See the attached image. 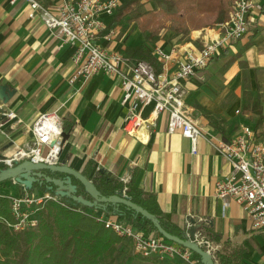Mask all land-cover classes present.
<instances>
[{"label":"crops","instance_id":"0c3cea01","mask_svg":"<svg viewBox=\"0 0 264 264\" xmlns=\"http://www.w3.org/2000/svg\"><path fill=\"white\" fill-rule=\"evenodd\" d=\"M35 1L56 12L57 0ZM256 1L261 8L253 12L247 34L186 82V104L202 132L193 152L191 141L180 131L168 132L167 114L151 125L147 141L127 135L123 125L128 108L122 102L119 79L100 73L71 84L76 70L72 61L75 45L55 38L40 11L25 0H0V85L15 92L7 104L0 102V108L3 115L9 111L17 115L5 124L0 122V129L9 131L0 143V153L13 156L34 140L31 126L36 118L57 112L69 135L58 165L65 162L91 181L97 172L105 173L120 180L127 195L132 188L153 195L177 229L187 236L188 229H194L197 237L220 249L217 264L223 260L226 264H264V229L254 230L240 204L215 194L216 180L226 178L232 170L216 145L244 128L264 132V0ZM143 6L155 9L149 1ZM112 18L104 16L107 25ZM114 27L120 31L121 26ZM217 31L214 25L191 29L188 40L172 43L163 38L156 44L166 51L175 48L182 55L188 49L201 48L204 39ZM116 37L111 41L101 37L99 42L117 52L144 42L130 35L120 41ZM175 68L174 62L169 63L170 71ZM151 109H145V117ZM9 142L13 144L3 149ZM8 182L2 185L5 193ZM72 183L82 187L74 177ZM14 191L19 193V187ZM32 192L43 193L39 188ZM204 228L207 234L202 233Z\"/></svg>","mask_w":264,"mask_h":264},{"label":"built area","instance_id":"2783aa9c","mask_svg":"<svg viewBox=\"0 0 264 264\" xmlns=\"http://www.w3.org/2000/svg\"><path fill=\"white\" fill-rule=\"evenodd\" d=\"M25 1L40 11L55 38L75 45L72 61L76 70L69 80L71 84L86 81L100 73L119 79L123 90L122 102L128 108L123 125L127 135L147 141L151 125L159 116L167 114L168 132L180 131L183 137L191 141L193 152L202 132L186 104V82L204 70L224 48L241 40L248 32L253 12L261 8L256 0H234L229 18L214 25L218 29L216 35L205 40L197 51L190 49L179 55L176 49L166 51L162 46H155L154 54L161 64L160 71H157L147 61L132 63L120 52L100 44L101 37L112 40L116 36L115 27L106 29L104 16L113 17L120 0H57L56 12L49 11L35 0ZM171 62L176 65L173 71L169 69ZM148 106L152 109L145 117L144 111ZM4 116L7 123L17 115L9 111ZM31 131L34 140L13 156L6 157L5 166L12 167L15 161L23 160L58 164L64 146V130L59 114H40L32 124ZM216 149L232 167L226 178L216 180V196L221 200L233 199L243 207L254 230L264 229V132L244 128L230 140L218 143ZM9 182L19 187L20 192L5 193L0 184V205L7 201L13 219L0 214V224L14 233L37 228L41 210L47 202L67 207L61 197L54 193L36 194L15 179ZM82 212L93 216L118 236L131 239L135 252L144 258H157L158 264H202L195 259L191 250L136 229L128 215L123 220H116L109 211ZM197 238L209 251L218 250L207 239Z\"/></svg>","mask_w":264,"mask_h":264},{"label":"trees","instance_id":"16d2710c","mask_svg":"<svg viewBox=\"0 0 264 264\" xmlns=\"http://www.w3.org/2000/svg\"><path fill=\"white\" fill-rule=\"evenodd\" d=\"M144 1L153 3L155 9L145 10ZM233 1L120 0V6L106 29L125 23H137L146 33L144 42L125 47L121 52L128 56L132 63L147 61L160 71V63L154 50L146 44H155L160 39L162 25L158 23L156 15L159 10L163 9L164 15L180 21L185 31L189 32L191 29H200L225 20ZM1 170L2 166H0ZM41 182L42 180H37L30 191L39 188L43 193H53L54 189H50L52 186L50 183L43 181L41 184ZM93 182L106 197L124 188L120 180L101 172H97ZM6 183L3 182L1 185ZM81 188L78 189V194H81L83 186ZM128 196L132 202L155 215L168 233L182 239L187 238V234L171 224L160 211L153 195L132 188ZM61 200L67 207L55 202H47L44 205L40 213L39 225L35 229L14 233L0 224V264H128L129 256L125 251L126 239L105 228L104 224L97 222L93 216L82 212V210L88 212L97 208L86 207L68 197H61ZM120 210L122 213L115 212L111 208L108 211L117 220H123L125 215H128L136 229L148 235L162 237L150 220L134 211H128L124 206H121ZM0 214L13 220L7 201L0 205ZM132 214L135 215L132 216ZM202 233L207 234L208 230L204 228ZM194 257L200 261L198 255L194 254ZM228 258L225 254L224 259ZM150 261L152 264L159 262L157 258H151ZM220 264H226L225 260Z\"/></svg>","mask_w":264,"mask_h":264},{"label":"water","instance_id":"95a60500","mask_svg":"<svg viewBox=\"0 0 264 264\" xmlns=\"http://www.w3.org/2000/svg\"><path fill=\"white\" fill-rule=\"evenodd\" d=\"M14 93V90L8 85H0V102L7 104ZM2 112L0 108V122L5 123L6 118ZM8 132L7 129H0V143L7 138ZM63 137L64 141H66L69 135L64 132ZM12 144V142H9L3 149L10 147ZM5 158L6 157L0 153V166H2V170L0 171V184L15 179L19 184L31 189L33 184L40 179L42 180L41 184L43 181L50 183L52 185L50 189H54L52 190L53 193L59 197L71 198L75 202L89 208H97L103 211H108L111 208L115 212L122 213L120 207L124 206L128 211H134V213L150 220L166 240L177 243L198 255L202 264L218 263V256L221 253L220 249L215 252L209 251L205 245L199 243L194 229H188V236L186 239L168 233L161 226L155 215L132 202L131 198L125 194L123 189L117 191L112 196L106 197L102 195L93 181L89 180L81 173L67 167L65 162H62L60 165H48L45 163H33L30 160H23L15 161L14 166L7 167L4 163ZM46 172H49V174H63L64 176L52 177ZM73 177L80 181L85 194H78L79 188L72 183ZM86 195H88L89 198H87ZM134 215L135 214H132V216Z\"/></svg>","mask_w":264,"mask_h":264},{"label":"rangeland","instance_id":"374dc122","mask_svg":"<svg viewBox=\"0 0 264 264\" xmlns=\"http://www.w3.org/2000/svg\"><path fill=\"white\" fill-rule=\"evenodd\" d=\"M232 5H233V3H232ZM159 9H162V8H159ZM231 11H232V8H231L230 12ZM230 12H229V14H230ZM229 14H228L227 18L225 20H223V21H226L229 18ZM156 15H157L158 23H160L162 25L161 30H160V33H161L160 34V39L161 40L163 38H165V39H168L170 42L173 43L174 40L180 41V40H188L189 39V36H190L191 32L190 31L189 32L185 31L184 26L181 24L180 21H178V20H176V19H174V18H172L170 16L164 15V10L163 9L159 10ZM223 21H221V22H223ZM221 22H217L214 25H216L218 23H221ZM119 26H121V28H120L119 32H117V30H116V36H117V37L115 36L116 37V41H120L124 37V35L133 36L134 38H137L136 40H141V39L144 40L145 39V34L146 33L141 27H139L137 25V23H125V24H122V25H119ZM115 37L112 40H114ZM160 39L158 41H160ZM206 39H208V38H206ZM206 39H204V41ZM108 41H111V40H108ZM156 43L151 48H154L155 46L159 45V44H156ZM159 46H161V45H159ZM201 48H199V49H201ZM173 49H175V48H173ZM199 49H191V50H196L197 51ZM188 50H190V49H188ZM121 54H123V53H121ZM124 56H126V55H124ZM126 57H128V56H126ZM157 60H158V58H157ZM14 189H15V186L11 185V183L8 182V191H7V193L8 194H10V193L11 194H17V193H15ZM122 189L124 190L125 194L127 195V190L128 189L125 188V187L122 188ZM111 216L113 217L112 214H111ZM113 219H116V218L113 217ZM125 239H126V243H127V249L125 251L128 254V256H129L128 259H127V263L128 264H151V261H150L151 258H144L140 254H137L135 252L134 244L131 241V239H127V238H125Z\"/></svg>","mask_w":264,"mask_h":264},{"label":"flooded vegetation","instance_id":"af4514ba","mask_svg":"<svg viewBox=\"0 0 264 264\" xmlns=\"http://www.w3.org/2000/svg\"><path fill=\"white\" fill-rule=\"evenodd\" d=\"M64 133V132H63ZM65 142V141H64ZM87 197V196H86ZM97 210H100V209H97Z\"/></svg>","mask_w":264,"mask_h":264}]
</instances>
